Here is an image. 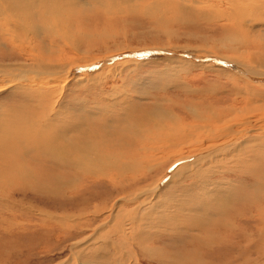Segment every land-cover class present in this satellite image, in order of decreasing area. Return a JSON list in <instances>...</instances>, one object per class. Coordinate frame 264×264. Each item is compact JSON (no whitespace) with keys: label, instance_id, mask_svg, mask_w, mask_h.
I'll use <instances>...</instances> for the list:
<instances>
[{"label":"rangeland","instance_id":"1","mask_svg":"<svg viewBox=\"0 0 264 264\" xmlns=\"http://www.w3.org/2000/svg\"><path fill=\"white\" fill-rule=\"evenodd\" d=\"M221 2L102 0L100 4L93 0L62 9L57 16V27L53 26L54 31L49 28L45 32L39 28L38 33L30 30L23 35L1 33L0 66L29 67L32 63L44 62L54 66L65 65L66 69L74 68L68 79L63 77L61 80L57 77L51 79L53 75L47 73H18L16 77L21 78V82L36 84L32 87L37 90L16 85L0 87V123H4L3 120L11 113L16 115L19 111L30 110L29 117H33L37 127L40 124L38 116L45 110L49 114L43 120L41 130L44 134L50 128L52 131L59 128V138L70 140L85 128L86 139L91 144L104 146H98L96 151L111 154L113 158L104 156L102 173H87L81 181V177L74 174L77 172L75 168L56 167L31 144L16 145L18 153L23 152V155L4 162L24 164L28 167L25 171L36 170L41 184L36 188V184L33 187L29 185L32 182L25 179L22 183L29 189L11 186L10 191L4 188L3 198L0 195V264H264L261 261L264 257L255 260L259 257L256 253L252 255L253 261L244 263L245 236L254 232L257 222V214L251 216L254 211L250 210L264 201V149L250 146L259 139L238 138V143L243 145L235 151L212 155L210 160L199 166L189 167L182 176L171 178L170 174L166 175L170 167L182 164L180 161L172 167L179 151L199 155L201 148H198L202 142L208 146L215 143L199 134L197 138H189L188 143L168 145L163 149L156 144L155 159L150 161L152 150L147 157H140L146 151L141 147L147 144L145 146V143L129 137L144 133L151 137L160 131L167 132L174 124L177 128L191 131L200 124H209L208 118L213 112L221 113L231 105L244 106L241 104L243 96L245 100L246 96L251 98L253 94L257 96L255 93H260L264 99V85H259L261 80L250 79L252 82H248L232 75V67L222 63L223 60L214 53L204 51L235 58L253 70H264L250 59L251 54V57L264 59V12L247 15L245 20H241L243 26H238L231 19L211 13L218 7H226ZM35 16L33 21L37 23L39 19L35 18L38 15ZM146 51L151 53H144ZM76 64L79 66L75 67ZM211 64L224 71L215 70ZM38 78L43 81V86L36 83ZM1 79L8 78L3 75ZM31 89L34 91L32 95L27 92ZM260 102L264 103V100ZM159 108L163 113L169 112L172 119L167 116L165 121L161 120L162 117L155 119L156 122L145 120L149 119L150 112L157 113ZM263 113H246V121L241 123V118H238L237 123L249 127L254 123L264 126L261 120ZM1 156H6V153L0 149ZM136 161L140 163L141 172L136 173L135 166L129 169L131 162ZM116 167L120 168L119 171ZM253 174H256L255 179ZM133 176L138 178L135 180ZM156 184L160 189L157 201L149 199L138 203L131 199L136 188ZM120 185L125 186V194L116 191ZM122 195L123 200L120 199ZM222 195H229L234 201L220 205L217 200ZM143 197L146 196L140 194L139 201ZM142 204L154 212L150 222H147L149 217L140 218L143 223L140 225L144 227L141 235L147 236L144 240L152 248V253L149 250L152 255L149 251L143 253L137 241L125 244L121 231H118L120 228L116 230L114 227L118 221L116 216L121 220L124 215V222L129 217L128 213ZM196 206L198 212H208L209 220L201 224L203 227L187 224V215L194 214L192 208ZM177 207H181L178 211L181 217L175 215ZM40 208L47 212H40ZM217 208L226 210L220 213ZM45 213L55 217L49 218ZM160 213L162 217L157 220L155 216L159 217ZM71 214L79 217H70ZM54 219L62 221L54 224L51 221ZM214 220L223 222L226 227L222 223L219 230L214 228L210 232ZM199 228L202 231L199 232ZM206 231L212 234L211 237L220 236L221 244L204 247L209 236ZM203 233L207 236L205 239H191Z\"/></svg>","mask_w":264,"mask_h":264},{"label":"bare ground","instance_id":"2","mask_svg":"<svg viewBox=\"0 0 264 264\" xmlns=\"http://www.w3.org/2000/svg\"><path fill=\"white\" fill-rule=\"evenodd\" d=\"M94 1H97V2H99L101 4V1L102 0H94ZM205 1H209V0H205ZM211 1H213V0H211ZM217 1L218 2H221L222 1L221 3H225L224 5H226V7L225 8L218 7V9L216 11L214 10V12H211V13H214L216 16H221L222 18L231 19V20L235 21V25H238V26L239 25L243 26V21H241V20H245V17L247 15H249V14L253 15V13H258V11L260 13L262 11L264 12V0H221V1L220 0H217ZM80 2H84V3L88 2V3H91V2H93V0H89V1H87V0H0V23H1L0 24L1 25L0 26V36H1V33H3V34L5 33V35L6 34H9L10 35V33H13V34L16 33L17 35H23L25 32L30 31V30H33V32L35 31V33H38L37 31L39 30V28L44 29L45 32H47V29H49V28L53 30V28L59 22V17H57V16L60 15V12L62 11V9L65 10L67 6L69 7V6L74 5V3H80ZM35 15H38L37 16L38 18H35V19H39V22H37V23H35L33 21V19H34L33 17H36ZM11 38H12V35H11ZM204 51L209 52V53H214L218 58H220L221 60H223L222 63L225 62L228 66H230V68L232 67V71H233L232 75H236V77L237 76L238 77L240 76V78H245V79L248 80V82L249 81L252 82V80L258 78L259 80H261V82H259V85H261V86L264 85V70H260V71H258V69L253 70L252 67L251 68L246 67L245 65H243L242 63H240L235 58H232V57H224V55H221V54L219 55L217 52H214V51H207V50H204ZM251 53H253V52H251ZM251 56H253V55L251 54ZM251 56H250L251 61H256L261 68H264V59L263 58H260V57H257V56H254V57H251ZM194 57H196V56H194ZM212 59H213V57H212ZM28 66L29 67L13 66L11 68H9V67H3V65L0 66V74H1L0 75V79H1V77L3 75L4 76H7V78H8L6 80H2V79L0 80V87L3 88L4 85L5 86H7V85L8 86H15L16 85L17 87L19 86L20 88H22L21 86H25V88L26 87L33 88L32 86L33 85H36V84L30 85V83L27 84V82L26 83L25 82H21L20 81L21 78L16 77V75H18V73L21 74L24 71L30 72V73L31 72L32 73L33 72H38V74L47 73V74L53 75V76L50 77L51 79H54L55 77H57V78H60V80H61V78H63V77L66 78V79H68V77L71 76V70H72V68H74V67H70L69 69H66L65 68V65H63V66H61V65H59V66L58 65H55L54 66L52 64H48V63H44V62H38L37 64L32 63V64H30ZM77 66H79V65L76 64L75 67H77ZM212 66L215 67L214 65H212ZM215 68H216L215 70H220V71L223 70L224 71V69L219 68V67L217 68V66ZM63 69L64 70L66 69V72L65 73H61V71H64ZM250 79H252V80H250ZM37 80L40 81V82H37ZM35 81L38 84L39 83L41 85L43 84L42 83L43 81L40 78L36 79ZM46 81H44V82H46ZM31 83H33V82H31ZM2 88H0V89H2ZM34 89L35 88H33V90ZM35 90H37V89H35ZM29 91L30 90H28L27 92L30 93V95H32V93H34V91L32 92V89H31L30 92ZM255 94H258V95L255 96L254 94L253 95L251 94L252 95L251 98H248L246 96V99L245 100H244V97L245 96L242 97L241 104L243 103L242 105H244V106H241V105L240 106H237L238 104L237 105H231V106L227 107V109L225 111H222L221 113L220 112H213L212 116L208 118L210 120L209 121V124H206V125L205 124H200L199 126H197L196 128L192 129L191 131H188L189 129L186 130V129H183V128H180V127L177 128L176 127L177 124H174L173 126H171L169 128V130L167 132H165L166 130H164V132H161L160 131L158 134H154V136H151V137L149 135H146L145 133L143 135H141V136H138L137 135L136 137L134 136V134H132V136H129V137L132 138V139H134V140H136V141H139V143H141V144H144L145 143V146L147 144L146 147H141V150L143 149V150H146V151L140 157H147L150 154V151L152 150V153L149 156L150 161L153 160V159H155V156H153V155L156 154V153H154V151L157 150L158 145H160L158 148L161 147V149H163L165 146H168V145L169 146H171V145H178L180 143H185L189 138H191V139L192 138H197L199 134L205 135V138L206 139H211L212 142L215 143L213 145L208 146L207 144H205L204 142H202L201 147L198 148V149L201 148V150L198 151L199 155L198 154L197 155H192L190 153L187 154L185 151H182V152L179 151L180 154H178V155L175 156V160L172 163V167L174 166L173 165L174 163L176 164V163H178L180 161H181L182 164H179V165L177 164V166L176 167L174 166V168H171L170 167V170L167 171V174L166 175H169L170 174L171 178L172 177L174 178V177H180V176H182L185 173V170L186 171L189 170V167L192 168L194 166L195 167L199 166L200 164L206 162L207 160H210L212 158V155H219V153H223L224 154V153H230L232 151H235L237 147L239 148L240 146L243 145L241 143H238V141H237L238 138L246 137L248 139L249 138H254V139H251V140H258L259 139L260 141H258V142L257 141H254L253 142L256 145H254L253 143H251L253 145H250V146H258V147L264 149V126H259V123H254L255 125H253V127L252 126L249 127V126H246L245 124H239V123H237L238 122L237 121L238 118H241L240 119L241 123L242 122L244 123L246 121L245 120L246 119L245 115H247L246 113H250V112L252 113V111H255V112L256 111H259L260 113L261 112H264V109H263L264 108V103H261V102L259 103V101H263L264 99H262V97H261L262 95L260 93H255ZM28 96H29V94H28ZM248 96H250V95H248ZM239 104H240V102H239ZM38 106H40V108H44L43 105H39L38 104ZM16 112L17 111H14L15 114H16ZM29 112H30V110H29ZM29 112H27V111L26 112H23V111L20 112L19 111V114H16V115H14V114L11 113L9 117H6V119L3 120L4 123H2V122L0 123V149L2 150V152L4 151L6 153V156H1L0 157V159L2 161V162L0 161V164H1V166H0V195H1L2 198H3V190H4V188H6V190H9V191L12 188L11 186H19L21 188H28L29 189L28 185L22 183V180L27 179L29 182H32L29 185H31L33 187H35V184H36V186H37L36 188H38V185L41 184V181L39 182L40 174L38 172H36V170L25 171V169L28 168V167H25L24 164L14 165V164H9V163L4 162V161H6L9 158L20 157V156L23 155V152L18 153V151L16 150L17 146H20L21 144H24V143L31 144V146H34L35 149L38 150V151H40L43 156H47L56 167L62 165L61 168H67L66 170H68V168H75L76 169L75 171H77V172L74 173V174L76 175L77 178L81 177V181H82V177L85 176L87 173H93V174H96L97 175L100 172V170L102 171V169H104V156L107 157V158H109V159H112L113 158V156L111 154H105L103 152L96 151V148L98 146H100V145L103 146V145L102 144H97L96 146H94V143L91 144L90 141H88L86 139L85 132H84L85 128L82 127L84 130L83 131L81 130L79 132V135H77V136L74 135L75 137H79V138H75L74 137V138H70V140H66V137L59 138V137H61V135L59 134L61 129L58 128L56 131L55 130L52 131V130H50L51 129L50 128L51 126L49 127L50 129L48 130V132L46 131L47 134H44L43 131L41 130V129H43L42 128V126H43V120H45V118L48 116L49 113L46 114L45 113V110H44V113H41V116H38L39 117V123L40 124H39V126L36 127L35 124H34L33 117H32V119H30L31 116L29 115ZM167 116H168V118H170L171 117L170 116V113L169 112L168 113H163L161 111V109H160V110L157 111V113L150 112V114L148 116V118L150 120L149 119H145V120L148 121V122L149 121H155L156 122L155 119H159V118L162 117L161 120H164V118H167ZM205 117H200L199 119L204 120ZM170 119H172V118H170ZM174 120L175 119L173 118L172 121H174ZM261 120L264 121V116L263 115H261ZM31 121H33V123ZM35 122H36V119H35ZM161 122H159V127L162 128ZM174 123H177V122H174ZM49 124H50V121H49ZM234 124H236L237 127H235L236 125L234 126ZM52 128H53V126H52ZM132 128H133V126H132ZM163 128H164V126H163ZM86 129H87V127H86ZM89 132H92V130H90ZM87 133H88V131H87ZM127 133H125V134H127ZM129 134L131 135V133H129ZM149 140L151 142H148ZM153 143H155V145H153V146L150 145V144H153ZM187 143H188V141H187ZM156 144H158V145H156ZM8 146H10V147L8 148ZM15 146H16V148H15ZM30 150H28V151H30ZM25 153H28V152L26 151ZM194 156H195V158H193ZM191 158H193V159L192 160H189ZM249 159H247V160H249ZM49 164L50 163H48V165ZM139 164H140L139 161L138 162L136 161V163L131 162V165H130L129 169L130 168H133L135 166L136 173L137 172H141L140 170H142V169L139 170ZM16 166H19V167L16 168ZM150 166H148V167L151 169L152 167H150ZM111 168H113V167H111ZM52 169H54V168H52ZM118 169H120V168H117V171H119ZM105 170H107V168ZM110 170H112V169H110ZM247 170H248V168H247ZM41 172L42 171H40V173ZM100 173H102V172H100ZM52 174H54V173H52ZM64 174H65L64 176H66V173H64ZM256 174H253L254 179H255ZM103 175H105V174H103ZM107 175H108V173H107ZM120 175H118V176H120ZM62 176H63V174H62ZM123 176H124V174H123ZM258 177H260V176H258ZM55 178H57V175H56ZM60 178L62 179V177H60ZM91 178H93V177H90V179ZM100 178H103V177L101 176ZM132 178L135 179V178H138V177L133 176ZM32 179H34V181H32ZM83 179H84V177H83ZM134 179H132V180H134ZM260 179H261V177H260ZM262 179H264V178H262ZM51 180H52V178H51ZM168 181H170V180H168ZM86 182H88V181H86ZM254 183H255V181H254ZM254 183H252V184H254ZM79 184H81V183H79ZM138 184H139V182H138ZM157 184H156V186H152V185L147 186L146 185V186H143L141 188L139 187V189L136 188L134 191L132 190L133 192L131 193V199H134L138 203H142L145 200H149V199H154V201H157V199L159 197V194L158 193L160 192V189H158L159 188V185H157ZM80 186H82V185H80ZM125 189H126L125 186H122L121 187V185H120V187L117 188L116 191L119 192V194H123ZM177 190L180 191L181 189L178 188ZM140 194L146 196V197H143L141 201H139V199H138L140 197ZM4 196H5V194H4ZM5 197H7V196H5ZM120 199L123 200L124 199V196L122 195ZM218 199L219 200H217V201H218V203L220 205H222V203H226L227 201H229L228 202L229 204H230L231 201H234V199L232 197H230L229 195H222L220 197L218 196ZM143 205L144 204L137 206L133 210V212L130 211L128 213V216L129 217H127V219L124 222L122 220V218L124 217V215L121 216L122 217L121 220L118 218V216H116L117 217L116 220H118V221H116L115 226L114 225L113 226L116 227V230H118L120 228V230H118V231H121V233H122V235L124 237V241L126 242L125 244H128L129 245V242L130 241H131V243L134 244V241L135 242L137 241V244H138V247L140 248V250L143 253H146L149 250H151L152 248L149 247V245L147 244L148 242L146 240H144V238H147V236L141 235V234H144L143 233L144 227L142 225H140V224H143V223H141L142 221L140 220V218L141 219H144V218H148L149 217V219H148L147 222H150L152 220V216L151 215L154 214V212H151L152 211L151 208H150L151 210L150 209L147 210L146 205H144V208L141 209V207ZM165 205H168V204H165ZM2 206H4V205H2ZM152 208H154V207H152ZM201 208H202V206H201ZM180 209H181V207H177V210H176L177 212L175 213V215H177L179 217L182 216L178 212ZM225 210L226 209H222V208L219 209V208H217V211L220 212V213L224 212ZM42 211L47 212L44 209H41L40 212H42ZM192 211H193L194 214L187 215V220L189 221L187 224H191L190 226H193V227L194 226H197L198 224H200L199 227H203V226H201V224L203 225V223H204V221L206 219L209 220L208 219V212H202V211L198 212L197 206H196V208H192ZM250 211H254V212H253L252 215L249 214V218L251 216L255 215V213H256L257 216L255 217V219H256L257 222L254 224L255 227H256V229L254 230V232L250 233L247 236L244 235L247 238V245L244 246V247H246L245 248V256L246 257L244 258V263H250L251 261H253L254 258H253L252 255L255 254V253L258 254V256H259L257 259H255L257 261L261 257H264V245H263V243H264V201L257 203V205L252 210H250ZM150 212H151V214H150ZM119 213H121V212H119ZM124 214H127V213L124 212ZM45 215L46 216H49V218L50 217H55V216H51V214H49V213H47V214L45 213ZM155 215H156V213H155ZM238 215H240V214L238 213ZM70 217H75V216L71 214ZM77 217H79V216H76L75 218L77 219ZM80 217H82V216H80ZM161 217H162L161 216V213H160V216L159 217H156L155 216V218L157 220L159 218H161ZM124 218H126V217H124ZM155 218H154V220H155ZM209 218H210V216H209ZM59 220L60 219H54V220H51V221L52 222L54 221L53 223L54 224H57L59 222ZM60 221H62V220H60ZM210 222H211V220H210ZM210 222H209V224H210ZM214 222L215 223H214L213 226L211 224L212 228L209 229L210 232L211 231L213 232L214 231V228L216 230H219V228L221 227L220 225L223 223V222H217L216 220H214ZM23 223H20V224H23ZM222 225L224 227H226V224L223 223ZM204 227H205V225H204ZM149 228H151V227H149ZM149 228H148V230H149ZM202 229H204V228H202ZM145 230H146V228H145ZM199 230H201V229L199 228L198 231ZM239 231H241V230H239ZM149 232H150V230H149ZM210 232H208V231L205 232L207 235L209 234L210 237L209 236L207 237L206 234H204V233L201 234V235H198L199 234L198 233L197 235L191 237V239H193V240L202 239L203 240V239H205L207 237V239L205 241V245H203V246L204 247L206 246L207 248L208 247H211L212 245H216L217 243H219V239H221V238H220V236L218 238L211 237L212 234L210 235ZM136 233H138V236L136 235ZM16 234H18V232ZM119 234H120V232H119ZM236 235H239V233H236ZM236 235H234V236H236ZM125 239H127V241ZM132 240H133V242H132ZM133 244H132V246H133ZM219 244H221V243H219ZM98 247L101 248V246H99V245H98ZM96 249H97V246H96ZM152 252H153V250H151V253ZM151 253L149 251V254H151ZM146 256H147V254H146ZM148 257H149V255H148ZM261 261L263 262L264 261V258H262Z\"/></svg>","mask_w":264,"mask_h":264},{"label":"water","instance_id":"3","mask_svg":"<svg viewBox=\"0 0 264 264\" xmlns=\"http://www.w3.org/2000/svg\"><path fill=\"white\" fill-rule=\"evenodd\" d=\"M140 53H143V52H140ZM144 53H151V51H146V52H144Z\"/></svg>","mask_w":264,"mask_h":264}]
</instances>
